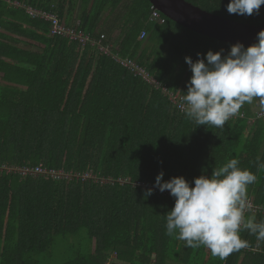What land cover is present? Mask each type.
<instances>
[{
  "label": "trees",
  "instance_id": "trees-1",
  "mask_svg": "<svg viewBox=\"0 0 264 264\" xmlns=\"http://www.w3.org/2000/svg\"><path fill=\"white\" fill-rule=\"evenodd\" d=\"M186 1L264 24V5L248 16L229 14V0ZM27 8L53 13L94 39L103 35L112 52L146 67L178 95L191 76L185 56L195 61L197 53H227L232 45L162 13L163 22L150 20L149 0H0V164H41L69 175L0 170V264H264V240L246 229L240 236L249 246L226 260L204 246L185 247L166 235L174 198L157 189L145 196L161 171L164 180L191 182L236 158L257 176L247 198L253 195L264 208V119L249 122L264 100L245 103L244 116L223 128L197 125L161 88L134 77L97 46L51 34L50 21ZM252 215L264 221L262 211L245 213V220ZM58 237L70 244L61 262L52 258Z\"/></svg>",
  "mask_w": 264,
  "mask_h": 264
},
{
  "label": "clouds",
  "instance_id": "clouds-1",
  "mask_svg": "<svg viewBox=\"0 0 264 264\" xmlns=\"http://www.w3.org/2000/svg\"><path fill=\"white\" fill-rule=\"evenodd\" d=\"M262 5L264 0H229L226 10L251 16L258 15ZM196 55L195 61L184 57L191 76L182 107L185 116L197 125L223 128L245 103L251 104L254 98L264 100V29L247 47L237 42L227 53L221 49L208 50L203 58L200 53ZM239 164L238 159L231 158L213 168L210 175L201 174L191 182L183 176L164 180L163 171L159 172L145 196L155 188L167 190L174 198L166 215V235L184 241L187 248L204 246L221 260L249 246L241 239L242 229L264 240V221L256 222L255 215L245 220V212L251 208L248 186L257 181V176ZM260 167L264 168V163Z\"/></svg>",
  "mask_w": 264,
  "mask_h": 264
},
{
  "label": "built area",
  "instance_id": "built-area-1",
  "mask_svg": "<svg viewBox=\"0 0 264 264\" xmlns=\"http://www.w3.org/2000/svg\"><path fill=\"white\" fill-rule=\"evenodd\" d=\"M15 5H18L17 1L12 2ZM27 12L34 16L39 15L45 20L50 21V32L51 34L60 35L67 37L69 40L76 41L81 46L90 43L93 46H97L98 50L106 55L111 56L118 64L126 68L134 77H139L148 84L156 87L161 88L163 93L167 95L168 99L173 103L175 108L183 113V95H178L177 93H174L172 91H168L164 86L160 85V83L149 73L146 67L139 65L136 61L129 57H123L118 53H114L111 51V45L110 44H104L102 41L103 35L100 36L98 39H94L90 36L89 33H85L82 30H79L72 26H67L64 22L59 21L57 16L53 13H45L42 11H38L35 9L27 8ZM150 20H156L158 22H163L164 18L161 16V12L154 8L152 6V10L150 13ZM144 35V33H141V37ZM244 113L243 111H239V114L236 116H233L231 118L235 117H243ZM254 118H263L264 119V108L256 110V114L253 118L249 120V122H252ZM0 170H4L6 172H18L22 177L27 175H34V176H45L50 177L54 179H59L63 177H68V173L64 172L63 169H55V168H49L45 167L41 164L35 165V166H23V167H10L6 164H0ZM87 174H84L83 177H87ZM90 176V175H89ZM151 186V185H147ZM153 185L151 186V188ZM155 189V188H153ZM157 193L162 195H169L168 191L165 190L164 192H160L157 189ZM251 208L249 210H246V212H251L252 214H256L258 211H262L264 213V208L258 205H255L252 202L247 201ZM245 212V213H246Z\"/></svg>",
  "mask_w": 264,
  "mask_h": 264
},
{
  "label": "water",
  "instance_id": "water-1",
  "mask_svg": "<svg viewBox=\"0 0 264 264\" xmlns=\"http://www.w3.org/2000/svg\"><path fill=\"white\" fill-rule=\"evenodd\" d=\"M151 5L169 19L194 32L220 41L249 46L256 42L264 24L238 22L204 10L186 0H149Z\"/></svg>",
  "mask_w": 264,
  "mask_h": 264
},
{
  "label": "rangeland",
  "instance_id": "rangeland-1",
  "mask_svg": "<svg viewBox=\"0 0 264 264\" xmlns=\"http://www.w3.org/2000/svg\"><path fill=\"white\" fill-rule=\"evenodd\" d=\"M1 30V29H0ZM2 31V30H1ZM154 87V86H153ZM260 106L257 105L254 107V110H259ZM262 108V107H261ZM251 121V120H250ZM90 174L88 173L86 176H89ZM143 186L146 187V183L142 182L141 183ZM247 201L249 202H252L253 203V195L250 196L249 198H247ZM70 239V238H69ZM61 241H64L63 238L61 237H58L56 238V241H55V244H57L56 246L53 247V255H52V258L54 261H63L67 256H68V249L65 247L66 245H70V244H67L68 241H64V244H62ZM72 241V240H71ZM70 241V242H71ZM92 248H93V245L91 244ZM115 257V254H112L111 257L109 258V261H111L113 258ZM110 262H108L107 264H109Z\"/></svg>",
  "mask_w": 264,
  "mask_h": 264
},
{
  "label": "crops",
  "instance_id": "crops-1",
  "mask_svg": "<svg viewBox=\"0 0 264 264\" xmlns=\"http://www.w3.org/2000/svg\"><path fill=\"white\" fill-rule=\"evenodd\" d=\"M253 203H254V201H253ZM255 204V203H254ZM256 205V204H255ZM258 206H260V205H258ZM251 213V212H250ZM252 214V213H251Z\"/></svg>",
  "mask_w": 264,
  "mask_h": 264
}]
</instances>
